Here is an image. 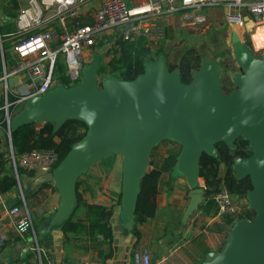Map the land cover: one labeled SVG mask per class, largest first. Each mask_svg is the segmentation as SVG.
<instances>
[{"label": "water", "instance_id": "water-1", "mask_svg": "<svg viewBox=\"0 0 264 264\" xmlns=\"http://www.w3.org/2000/svg\"><path fill=\"white\" fill-rule=\"evenodd\" d=\"M246 21V28H250L248 15ZM230 40L238 71L231 74L229 90L220 82L216 57H202L198 69L191 73V81L183 82L179 70L170 69L160 53L146 61L143 71L132 79L112 73L98 78L97 65L86 63L79 82L24 97L11 113L7 129L0 126V137L6 135L9 140L8 153L12 149L10 133L20 125L50 121L56 130L68 118L86 124L84 135L60 161L31 181L33 188L45 182L56 186L59 203L54 221L71 213L77 177L99 159L119 153L120 205L126 224H133L140 181L149 169V154L164 139L180 144L171 174L183 175L190 186L182 213V220H186L203 196L201 153L216 155V142L223 141L232 148L241 136L250 154L235 157L231 166L238 177L250 176L252 187L246 192V201L254 215L234 219L222 247L207 251L198 264H264V45L251 49L235 30ZM16 78L9 76L8 84ZM7 232L12 233L10 229Z\"/></svg>", "mask_w": 264, "mask_h": 264}, {"label": "crops", "instance_id": "crops-1", "mask_svg": "<svg viewBox=\"0 0 264 264\" xmlns=\"http://www.w3.org/2000/svg\"><path fill=\"white\" fill-rule=\"evenodd\" d=\"M100 1L84 0L78 7L81 19H91V14ZM144 1L148 0H131L130 5ZM24 2L25 0H18L19 9L23 7ZM3 6L4 3L0 0L2 10L0 16V77L4 66H11L17 59L12 50L15 31L11 32L13 28L16 30L15 22L5 17L9 14ZM214 12H218L220 16L216 17ZM196 16L200 20L193 25H188L190 28L201 24H205L207 27L216 20L224 19L222 7H203L196 11ZM160 19L165 24L164 38L158 41H144L150 47L152 54L165 53L167 58L168 54L172 52V48L176 47V44H181L177 34L181 26L186 25H181L180 12L163 14ZM120 30L113 27L98 33L93 46L100 50L111 47L110 45H114L116 38L119 37ZM4 41L9 44L6 50L10 52L12 59L5 58L3 55L2 42ZM167 60L169 61L168 58ZM21 89H23L21 77H17L11 85L8 84V92L12 96ZM4 100V85L0 80V106ZM106 160L92 164L101 165L106 162L107 168L103 169V174L92 172L90 170L92 165L87 169L79 190L88 204L112 205V214L109 216L112 234L110 242L105 241L101 234H92L85 229L87 221L84 211L73 216L68 223L63 222L64 218L54 221L53 215L59 203L56 186L51 183L48 186L33 188L31 181L34 175L23 174L25 184L22 182L20 184L18 181L16 186L5 192H0V264H34L36 243L41 251L49 254L51 264H64L82 257H91L102 264H133L134 253L143 247L150 251L152 264H198V261L204 258L206 248L218 250L223 244L227 235L224 237L225 229L227 228L228 232L230 224L226 223L224 215L218 214L213 209L204 211L203 207H197L194 215H190L187 227L183 225L178 229L165 228L163 211L165 210L164 213L168 214V208L173 207V204H178L176 206L178 208L182 204L180 201H174V195L169 194L173 187L171 181L168 182L166 190H158L156 194L155 214L142 223L134 220L133 224L127 225L119 201L121 162L117 169L115 161L110 160L111 163L108 164ZM6 167L10 168L9 161L6 163ZM18 176L19 174L16 176L19 180ZM177 180L178 183L183 182L179 177ZM23 201L32 213L36 240L29 231H17L13 225L14 215L8 212L10 208L21 205ZM38 208L43 210L42 214L37 212ZM197 218L203 219L199 225L195 221ZM9 229L12 233L7 232ZM189 231H192V235L185 240L177 236V233H180L184 237Z\"/></svg>", "mask_w": 264, "mask_h": 264}, {"label": "built area", "instance_id": "built-area-1", "mask_svg": "<svg viewBox=\"0 0 264 264\" xmlns=\"http://www.w3.org/2000/svg\"><path fill=\"white\" fill-rule=\"evenodd\" d=\"M84 0H27L14 18L16 38L12 50L17 59L9 67L3 68L0 80L4 85V103L0 106L9 124L11 105L21 103L24 97L42 94L57 83L55 64L60 55L65 65V75L73 84L79 80L84 62L83 49L94 45L95 37L102 31L121 26L123 39L135 41H158L165 36V24L160 16L180 12L181 25H193L200 18L196 11L203 7H222L223 16L231 30L240 38L250 37L258 26L264 25V0H148L129 4L131 0H101L91 14L89 23H76L67 28V20L77 15L78 7ZM165 5V6H164ZM250 17V28H246V16ZM244 40V39H243ZM252 47L256 50L252 42ZM118 55L119 51L116 50ZM21 77L23 89L13 100H8L9 76ZM39 126V125H38ZM8 161L17 176V169L23 168L34 174L51 170L57 162V153L52 148H31L20 153L13 149L8 153ZM215 201L217 213L231 218L239 217L245 208L242 199L234 197L222 187L210 194ZM244 199V198H243ZM14 215L13 225L19 232L29 230L34 240L36 235L32 213L25 201L8 210ZM39 214L42 209L37 210ZM34 264H51L49 254L41 251L36 243ZM47 261V263H45ZM64 264H102L91 257H82ZM133 264H152L150 251L143 247L134 253Z\"/></svg>", "mask_w": 264, "mask_h": 264}, {"label": "trees", "instance_id": "trees-1", "mask_svg": "<svg viewBox=\"0 0 264 264\" xmlns=\"http://www.w3.org/2000/svg\"><path fill=\"white\" fill-rule=\"evenodd\" d=\"M1 1L4 3L3 7L5 11H7L11 17H15L19 9L18 0ZM90 20L91 19L82 20L81 16L77 13V15L70 17L66 24L68 25V28L71 29L76 23H89ZM11 30V32L15 31L14 28ZM14 38L16 37L14 36ZM114 45V53L116 50H118L119 54H113L111 60L107 61L106 63L99 62L96 68L97 73H101L103 75L112 73L123 79H132L138 73L143 71L146 61L154 60L158 56V52L152 54L148 44H146L145 41L140 38L135 41H129L119 36L116 38ZM2 46L3 55L5 58L10 57V59H12L10 52L6 50V47L9 46L8 42H2ZM162 54H164L166 58V54ZM201 59L202 55L197 49L194 47H186L179 54L177 59L170 62L166 58V61L170 69L177 68L179 70L183 82H190L192 79L191 73L193 70L198 69ZM55 74L62 86L65 85L67 87L73 84L69 81L64 71H59L56 64ZM7 98L8 100H13L16 97L12 96L11 93L8 92ZM17 105H11L9 107V111H15ZM0 126L5 130L7 129L4 111L1 108ZM85 130L86 124L82 120L76 118L66 119L56 130H54L53 123L50 121H33L20 125L11 131V146L15 153H20L31 148H52L57 153V164L67 153L72 144L78 141L84 135ZM3 136L6 137V135ZM165 140L167 139L162 141ZM246 145L247 141L243 137L238 136L234 140L232 148L228 147L223 141H218L215 143L216 155H210L206 152L201 153L199 158V177L202 179H200V181L204 182L202 186L203 198L197 207H203L204 211L205 209L206 211L211 209L217 211L216 203L210 197V194L222 187L226 188L234 197L238 199L246 198V192L252 187L250 176L244 175L238 177L231 166L235 157L248 156L250 154V152L246 149ZM155 146L152 147L149 154V169L143 174L140 181V190L137 196L134 211V220L140 223L144 222L148 217H152L155 214L157 208L155 197L159 190V182L161 180L162 173L164 170H169L171 173L174 165L176 164L177 156L180 151V144L179 147L172 150L170 149L163 162L160 164V162L151 159L152 150L155 148ZM107 157L108 155L96 162L105 161ZM7 162L8 156H5V152L0 150V192H5L18 184V179L12 167H6ZM110 163L111 162H109V164ZM17 173L19 175H34L32 171H28L23 168H18ZM85 174L86 172L80 174L76 179V200L71 213L64 218L63 222L68 223L73 216L77 215L81 211H84L87 221L85 229H87L89 232H92V234H101L105 241L110 242L112 234L109 224V216L112 214V205L88 204L85 201L82 192L79 190V186L83 181ZM50 184L51 183L49 182H45L40 184L39 187L48 186ZM243 206L245 208L239 216H245L249 218L254 215V210L248 207L247 203L243 204ZM225 221L227 224L231 225L233 218L226 216ZM222 245L219 247V249L222 247ZM208 250L209 248H206L204 254ZM201 260H199L198 263Z\"/></svg>", "mask_w": 264, "mask_h": 264}, {"label": "rangeland", "instance_id": "rangeland-1", "mask_svg": "<svg viewBox=\"0 0 264 264\" xmlns=\"http://www.w3.org/2000/svg\"><path fill=\"white\" fill-rule=\"evenodd\" d=\"M27 4V1L22 4L25 6ZM130 4V1H129ZM212 8V7H211ZM19 11V10H18ZM213 13V12H211ZM214 15L220 16L218 12H214ZM201 21H203L201 19ZM118 28V30L121 29V26H115ZM114 27V28H115ZM195 27V26H194ZM231 28L229 25L224 21V19L216 20L213 23H210L209 26L206 27L205 24L198 25L195 28H190L189 26H181V29L179 30L178 39L180 40L181 44H176V47L172 48V52L168 54V59L170 62L174 61L177 59L179 54L186 48V47H194L197 49L202 57L205 58H213L216 57L218 62H219V67H220V73H219V79L224 87L225 90H229L231 88V74L233 72L238 71V66L234 60L233 53H232V42L230 40V33H231ZM242 39L245 40L246 44L251 48L252 47V42L249 36L244 35ZM248 40V41H246ZM248 42V43H247ZM111 47H108L105 50H100L96 49L95 46H91L89 48H84L83 49V57H84V62L86 63H94L96 65L99 64V62L106 63L107 61L111 60L112 55L114 53V48L115 45H110ZM258 48V47H257ZM56 66L59 69V71H64L65 72V65L61 61L60 55L58 56V59L56 61ZM57 72V70H56ZM106 75V74H104ZM98 78L103 76V74L98 73ZM81 80V76L79 77V82ZM54 86H62L59 82L57 83H52V87ZM65 86V85H63ZM22 103H19L15 109V111L20 107ZM13 111V112H15ZM179 147V143L176 142L175 140H165V141H160L158 144H156L155 148L152 150V155L151 159H154L157 162H160V164L163 162L166 154L168 151L174 148ZM10 149V144L7 136L1 137L0 141V150L4 151L5 153H8ZM108 164L109 161H115L116 162V167L118 169V165L120 164L122 160V156L119 153H111L108 155L106 158ZM106 162H103L101 165H92L90 170L92 172H97L103 174L104 170L106 169ZM172 174L170 173L169 170H164L161 176V182H160V187L159 190H166L168 182L171 181L173 184V187L171 188L172 190L169 192L171 196L174 195V201H180L182 204L180 205L181 207H176L178 204H173V207H169L168 211L169 213L166 214L164 213L165 210L163 211L162 215L165 219V222L163 225L165 228L169 229H178L180 226H185L187 227L189 223V217L192 214L194 215L195 208L187 217L186 220H182V211L187 203V200L189 199V190L190 186L187 184V181L183 175H176V176H171ZM181 178L183 181L182 183H178L177 179ZM20 181V184H25L26 182L24 181V176L23 174H20L18 176ZM176 183V184H175ZM201 184H204V182H200ZM27 191V190H25ZM160 193V192H159ZM247 201L246 199H242V205L245 204ZM173 213V214H171ZM171 214V217L169 216ZM226 217V216H224ZM197 225L202 223L203 219H195ZM228 227V226H227ZM164 229V228H163ZM210 230H212L211 227H209ZM192 231L187 232L186 236H182V234L177 233V236L181 238L182 240H185L189 238L192 234ZM227 234V228L225 229L224 232V237ZM178 240V239H177Z\"/></svg>", "mask_w": 264, "mask_h": 264}, {"label": "bare ground", "instance_id": "bare-ground-1", "mask_svg": "<svg viewBox=\"0 0 264 264\" xmlns=\"http://www.w3.org/2000/svg\"><path fill=\"white\" fill-rule=\"evenodd\" d=\"M251 24V21L249 22V25ZM251 37H252V42L255 48H259L260 46L264 45V25L258 26L256 29H254L251 33ZM50 171V170H49ZM47 172V171H46ZM44 173V172H43ZM39 173L34 174L37 175ZM202 182V181H200ZM246 199V198H245ZM247 203V202H246ZM248 205V203H247ZM249 207V206H248ZM240 215V214H239ZM236 218H233V221ZM232 221V222H233ZM32 222H33V218H32ZM34 225V224H33ZM24 231H29V230H23ZM30 232V231H29ZM36 249V248H35ZM37 252V251H36Z\"/></svg>", "mask_w": 264, "mask_h": 264}]
</instances>
